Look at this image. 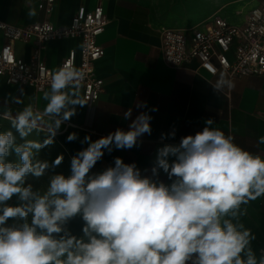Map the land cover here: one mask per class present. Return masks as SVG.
Segmentation results:
<instances>
[{"label": "clouds", "instance_id": "obj_1", "mask_svg": "<svg viewBox=\"0 0 264 264\" xmlns=\"http://www.w3.org/2000/svg\"><path fill=\"white\" fill-rule=\"evenodd\" d=\"M28 15L35 16V9ZM85 78L82 69L61 67L43 95V113L28 105L11 119L23 142L17 143L13 131L0 132V264H264V255L257 260L250 247L255 236L233 222L242 204L264 196V157L212 127V119L194 136L158 149L151 171L157 176L162 169L169 180L175 178L170 185L142 176L135 163L120 157L90 174L105 151L132 149L151 134V116L142 112L127 131L117 129L94 142L86 135L88 146L72 157L71 174L53 175L46 190H33L27 177H42L50 167L37 154L53 144L75 106L85 104L73 98L75 91L65 90L79 89ZM225 85L231 86L222 77L213 87L219 91ZM130 115L131 110L125 119ZM44 116L53 118L47 138L26 139ZM76 139V133L67 137ZM258 143L264 144V136ZM62 160L58 156L51 167ZM14 197L17 203L10 204ZM77 216L84 221L79 237L66 228Z\"/></svg>", "mask_w": 264, "mask_h": 264}, {"label": "crops", "instance_id": "obj_2", "mask_svg": "<svg viewBox=\"0 0 264 264\" xmlns=\"http://www.w3.org/2000/svg\"><path fill=\"white\" fill-rule=\"evenodd\" d=\"M40 2L0 0V21L12 26H27L44 21L59 27L68 26L79 8L93 11L102 7L108 22L105 32L99 38L105 56L96 64V74L104 82V92L96 103L84 106L77 104L76 114L62 122L53 138V144L42 148L37 154V159L47 161L50 165L45 174L55 169L57 174L70 175L72 157L88 146L83 143L86 135L94 142L117 129L127 131L132 121L142 112L151 116V134L141 136L132 149L113 147L111 153L105 151L90 174L114 166L115 158L120 157L126 164L135 163L142 176L170 185L175 178L169 180L162 169H158L157 176L152 174L158 149L166 144H179L182 137L194 136L203 130L207 119L214 121L212 127L234 136L237 145L264 157V144L258 143V138L264 136V76L230 81L224 71L214 76L208 75L200 69L198 60L178 68L170 67L164 61L159 30L163 27L177 30L191 27L164 21L144 1L56 0L50 14L39 9ZM30 9H35V16L28 15ZM239 13L242 16V12ZM6 42L0 31V48ZM13 45L18 58L25 61L30 59L32 43L15 42ZM80 47L79 40L49 42L42 59L48 68L56 72L69 51H79ZM222 77L231 86L225 85L218 91L213 86ZM50 91L49 88L38 92L29 86H10L0 77V132L13 131L17 143H22L18 133L11 127V119L28 105L34 111L43 113L47 104L43 95ZM65 91H75L77 95L73 98L83 99L81 92L74 89ZM143 102H146L147 107H136ZM129 110L131 115L125 119V113ZM52 121V117L44 116L39 129L34 130L26 139L43 142L49 135L47 125ZM71 133L77 134L76 140H67ZM58 156H63V160L60 165L52 168L51 164ZM8 159L11 161L15 157ZM73 219L74 235L82 236L84 221L80 216ZM233 222L242 223L255 236L250 241V247L259 260L264 253V196L242 204ZM242 258L246 259V256L242 254Z\"/></svg>", "mask_w": 264, "mask_h": 264}, {"label": "built area", "instance_id": "obj_3", "mask_svg": "<svg viewBox=\"0 0 264 264\" xmlns=\"http://www.w3.org/2000/svg\"><path fill=\"white\" fill-rule=\"evenodd\" d=\"M251 9L242 25H232L221 16H214L206 23L184 29L161 28L164 61L178 68L194 60L210 76L224 71L229 80L249 76H264V0ZM56 0H41L39 9L53 12ZM239 15H241L239 13ZM108 22L102 7L93 11L79 8L68 26H55L44 21L27 26H12L0 21V31L6 44L0 48V77L7 85H21L38 92L50 89L51 76L55 73L42 59L49 42L79 40V51H69L61 67L74 66L86 73L79 89L85 104L99 101L104 92V82L96 74V64L105 56L99 38ZM32 43L30 59L18 58L14 43ZM264 255V253H262Z\"/></svg>", "mask_w": 264, "mask_h": 264}, {"label": "rangeland", "instance_id": "obj_4", "mask_svg": "<svg viewBox=\"0 0 264 264\" xmlns=\"http://www.w3.org/2000/svg\"><path fill=\"white\" fill-rule=\"evenodd\" d=\"M151 6L155 14L161 19L177 26L194 27L206 23L214 16H221L232 25H240L256 5L255 0H139ZM179 2V3H178ZM187 7V8H186ZM242 12V16L238 15ZM55 169L50 174L36 178L29 175L27 182L31 183L34 191L46 190L50 178L56 175ZM66 176V175H65ZM10 204L17 203L14 197ZM74 219L66 225L68 231L74 235ZM83 228V226H82ZM83 234V233H82Z\"/></svg>", "mask_w": 264, "mask_h": 264}, {"label": "bare ground", "instance_id": "obj_5", "mask_svg": "<svg viewBox=\"0 0 264 264\" xmlns=\"http://www.w3.org/2000/svg\"><path fill=\"white\" fill-rule=\"evenodd\" d=\"M179 3V2H178ZM187 8V7H186Z\"/></svg>", "mask_w": 264, "mask_h": 264}]
</instances>
